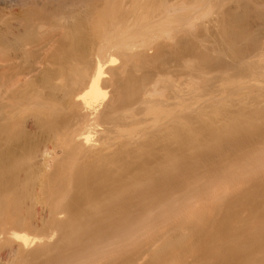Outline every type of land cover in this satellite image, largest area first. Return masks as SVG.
<instances>
[{
	"label": "bare ground",
	"instance_id": "obj_1",
	"mask_svg": "<svg viewBox=\"0 0 264 264\" xmlns=\"http://www.w3.org/2000/svg\"><path fill=\"white\" fill-rule=\"evenodd\" d=\"M212 2L17 0L12 16L0 7V264H264V145H247V174L234 161L237 175L221 179L218 158L200 161L264 123V0L193 24ZM54 43L62 57L46 60ZM190 150L203 166L188 164ZM187 164L196 181L219 178L211 192L187 196ZM113 240L121 252L101 244Z\"/></svg>",
	"mask_w": 264,
	"mask_h": 264
},
{
	"label": "rangeland",
	"instance_id": "obj_2",
	"mask_svg": "<svg viewBox=\"0 0 264 264\" xmlns=\"http://www.w3.org/2000/svg\"><path fill=\"white\" fill-rule=\"evenodd\" d=\"M0 1H4V0H0ZM5 1H7V0H5ZM9 1H10V0H9ZM11 1L15 2V0H11ZM11 1H10V2H11ZM190 1L192 2V5L189 4ZM193 1H194V5L196 6V4H197V3H196L197 0H186V4H187V5L194 6V5H193ZM225 1H226V2H225ZM234 1H236V0H223V1H222V0H219V2H218V0H214V2H212L211 4L208 3V5H201V6H199V7H200L199 10H200V9H201V10L204 9V12L207 13V14H205V13H203V12L200 13L201 11L198 10V12H199L198 14H201V15H198L197 12H196L197 16L194 15L193 20H194L195 22L193 21V24L195 23V25H197V23H198V25H199V24H203V23H204V24H206V25H211V24H209V21H210V23H213V22L218 18L217 15L219 16V14H217V13H219L218 11H219L221 5H222V6H226V7H228L227 5H229V3H230V6H231L232 4H234ZM191 2H190V3H191ZM220 2H221V3H220ZM227 2H228V3H227ZM3 3H4V5H6L5 2H3ZM3 3L0 2V7H2L1 10L3 9V5L1 6V4H3ZM11 3H12V2H11ZM16 3H17V0H16V2H15L14 5H16ZM213 3H214V4H215V3H216V4L218 3V4H217V5H214ZM8 4H10V3H8ZM14 5H12L13 8H12V7L10 8V5L4 7V9H3L1 12L8 11V10L11 11V9H13V11H11L12 14H13V12H15V11H20V10L17 8V7L20 6V5H18V6H16V7H15ZM213 5H214V6H213ZM219 5H220V6H219ZM191 6H190V7H191ZM212 6H213V7H212ZM215 6H216V7H215ZM14 7H15L17 10L14 9ZM5 8H7V9H5ZM9 8H10V9H9ZM208 8H209V9H208ZM206 10H207V11H206ZM217 10H218V11H217ZM9 11H8V13H9ZM208 11H209V12H208ZM11 12L9 13V15L11 14ZM5 13H6V12H5ZM16 13H17V12H15L14 15H15ZM2 14H4V13H2ZM6 14H7V13H6ZM6 14H5V15H6ZM12 14H11V16H12ZM5 15H3V18L9 16V15L5 16ZM11 16H9V17H11ZM195 16H196V18H195ZM200 16H201V17H200ZM215 17H217V18H215ZM11 18L14 19V18H16V17L13 16V17H11ZM202 19H203V20H202ZM211 19H212V20H211ZM190 21H191V20H190ZM196 21H198V22L196 23ZM200 21H201V22H200ZM211 21H213V22H211ZM71 23H72V22H70V24H71ZM67 27H68V28L70 27V29H71V25H69V23H68V26H67ZM68 28H67V29L65 28L64 31H65V30H67V31H68V30L71 31V30L68 29ZM59 31H60V30H59ZM209 33H211L212 35L209 34ZM213 37H214V38H213ZM69 38H70V37H69ZM205 39H207V40H205ZM205 39H204V43H205V44L208 43L207 45H210V46L212 45V46H213V49L216 47V50H217V51H213V52H215V54H217L216 52H219V51L222 50V46H220V45H221L220 40H218L217 34H216L214 31H210V32L208 31L207 36L205 37ZM208 39H209V42H208ZM216 39H217V40H216ZM263 39H264V38H263ZM71 40H74V39H71ZM162 40H165V39H164L161 35H158L157 37H154V39H153L154 42H158V41H162ZM215 41H216V42H215ZM211 43H212V44H211ZM54 44L56 45L55 48H54V46H53ZM54 44H52V45L50 46L49 49H46V50H45V51H47V52L49 51V53L44 52V54H43V55H44V58H45V53H47L46 55H48V54H50V52H51V54H50L51 57H49V55H48V58H49V59H46V60H50V59H51V60H54V58H56V57L53 58V56H57V55H52V54L60 53L57 49H59L58 47H59L62 43H61V44H56V43H54ZM215 44H216V45H215ZM57 45H59V46H57ZM217 45H218V46H217ZM52 46H53V47H52ZM51 47H52V48H51ZM60 47H61L62 49L64 48V47H62V46H60ZM220 47H221V48H220ZM53 49H54V51H52ZM218 49H219V50H218ZM50 50H51V51H50ZM55 50H57L58 52L56 51V52H57V53H56ZM59 50H60V49H59ZM63 51H64V50H63ZM54 52H55V53H54ZM61 52H62V51H61ZM62 53H63V52H62ZM62 53H61V55H62ZM61 55H58L59 58H60ZM111 55H112V56H109V57H112V58H113V59L110 58V59H112L111 61H113V60H114L113 62L119 61V59L117 58V55H118V54L116 55V51H115V50H112V54H111ZM186 55H189V54H186ZM186 55H185V56H186ZM58 56H57V57H58ZM183 56H184V55H183ZM189 56H191V55H189ZM189 56H186V58H188ZM46 57H47V56H46ZM61 57H62V56H61ZM189 58H190V57H189ZM191 58H192V56H191ZM56 59H58V58H56ZM117 59H118V60H117ZM181 72H182V73H181ZM184 72H185V70H184ZM184 72H183V70H180V73L178 72L179 75H178V74H174V76L176 75L174 78H176L175 80H176L177 82L180 81L179 79L181 78V81H180L181 85L183 84V85L186 87L185 83L189 80L190 77H188V76H189L190 74H189L188 72H187V73L185 72V74H186V75H185V74H183ZM213 72H215V71H211V73H213ZM211 73H210V74H211ZM215 73H216V72H215ZM213 74H214V73H213ZM181 75H182V76H181ZM214 75H215V74H214ZM178 76H179V77H178ZM186 77H187L188 79H187ZM191 77H192V76H191ZM184 79H185V83H183V82H184V81H183ZM248 80H249V78H248ZM218 82H219V81H218ZM218 82L216 81L215 84H219ZM178 83H179V82H178ZM180 83H179V84H180ZM202 96L204 97V99H207V98H208V94H205V95L203 94ZM205 96H206V97H205ZM217 96H219V95H217ZM209 97H210V96H209ZM262 103H264V102H262ZM262 103H261V102H260V104L257 103V104H259V105H257V106L260 107ZM253 104H254V103H253ZM249 105L251 106V104H249ZM255 105H256V104H255ZM255 105H254V106H255ZM262 105H263V104H262ZM250 106H249V107H250ZM252 107H253V106H252ZM262 108H264V105L262 106ZM262 108H260V109H262ZM248 110H250V109H248ZM250 111H251V110H250ZM250 111H249V112H250ZM263 124H264V123H263ZM263 124H262V125H263ZM259 125H261V124H259ZM259 125H257V126L260 127V131H261V132L259 131V128L256 126V129L253 127L254 130L251 129V131H249V132H247V133H245V134H241V135H243L242 137L240 136V134H236V135H234L235 138H234V136H233V138L231 137V139L227 142L229 145H228L227 143H225V144H221V146L223 145V147H221L220 144L218 143L216 146H220V147H216V146L213 144L212 147L215 146V148H213V149L211 148V152L209 151V153H208V151H207V154L204 155V157H203V156L200 157V161H201V162H204V160H206L205 162L208 163L209 161H210V162L215 161V160L217 161V158H218V160L221 162V164H220L221 167L223 166L222 168H224V169H222V168L219 167V168H220V172H221L222 170H224V171H223L224 174H222V176H221V175H218V177H220V178H221V177L224 178L225 176H226V177H228V176H229V177H230V176H233V173H234V175H237V173H238V175H241L240 173H242V175H243L244 172H245V173H246V172L248 173V171H245V169L248 170L247 167L249 166L248 164L250 163V160H251V159L249 160V158H251V155L249 156V158H248V156H247L248 154L246 155V152H245V155H244V151H246V148L248 147L247 145H249V146H250V144L255 145V143L258 144V146H260V145H264V144H263L264 141H262V140H264V133H263V132H264V125H263V127H262V125H261V126H259ZM261 129H263V130H261ZM252 131H253V132H252ZM250 132H251V133H250ZM253 133H254V134H253ZM207 134H208V133H207ZM246 134H247V135H246ZM238 135H239V136H238ZM210 136H211V135L209 134V135H207L205 138H207V140H208V139H210ZM237 137H238V139H237ZM258 137H259V138H258ZM242 141H243V142H242ZM252 141H253V143H252ZM257 141H258V142H257ZM232 143H233V144H232ZM261 143H262V144H261ZM211 144H212V142H211ZM245 145H246V146H245ZM252 145H251V146H252ZM226 146H227V147H226ZM230 146H231V147H230ZM239 146H240V147L242 146V148L244 147L243 149H245V150L241 149ZM255 146L257 147V145H255ZM219 148H220V149H219ZM222 148H223V149H222ZM237 148H238V150H237ZM240 149H241V151H239ZM230 150H231V151H230ZM226 151H227V152H226ZM235 151H236V153H235ZM189 152L191 153L192 151L190 150ZM189 152H188V155H189V156L187 155V157H189V158H188L189 160H187V161L189 162L188 164H190V165H191V164H195V163H197V164H198V163L201 164L200 161H198V158H199V157L197 158L198 155H197L195 152H192L193 154H192V153L190 154ZM233 152H234V153H233ZM211 153H212V154H211ZM213 153H214V154H213ZM226 153H227V154H226ZM239 153H240V154H239ZM194 154H195V155H194ZM216 154H217V155H216ZM220 154H221V155H220ZM222 154H223V156H222ZM196 155H197V156H196ZM219 155H220V156H219ZM238 155H239V156H238ZM241 155H242V156H241ZM206 156H207V157H206ZM212 156H213V157H212ZM216 156H217V157H216ZM246 156H247L248 160L245 159ZM208 157H209V158H208ZM211 157L213 158V160H209ZM215 157H216V158H215ZM204 158H205V159H204ZM212 158H211V159H212ZM232 158H233V159H232ZM243 158H244V160H243ZM192 159L194 160V162H193ZM203 159H204V160H203ZM238 159H239V160H238ZM255 159H257V160L255 161V163H256V162H259V158H255ZM255 159H254V160H255ZM202 160H203V161H202ZM207 160H208V161H207ZM221 160H222V161H221ZM225 160H226V161H225ZM245 160H246V161H249V163L246 162ZM252 160H253V157H252ZM190 161H191V162H190ZM197 161H198V162H197ZM223 161H224V162H223ZM234 161L236 162V164H237V162L240 161V162H239V164H240L239 166H241L242 164L245 166L246 163H247V166H246V168H244V167H242V166H243V165H242V166H241L242 170H240V169H239V171L236 170L237 173H236V172H233V171H232V169H233V166H232V165H233V163H235ZM231 162H233V163H231ZM245 162H246V163H245ZM222 163H224L225 165L222 164ZM188 164L184 166V167H185V170H184V167H183V170H184L183 172H186V171L188 172V175H187V176H185L186 174L182 173V174H184V176L186 177L185 182L187 181V179H188L189 181H190V180H192V181L194 180V181L196 182V184H197V182H198V183L201 182V184L203 183V184H202V186H203V187H202L203 190H202V188L200 189L199 187H198V188H199V189H198V188L196 187V185H195V182L190 181L188 184L192 185V183H194V185H195V189L193 188L194 185H192V186H189V185H188L190 188L188 189L189 191L187 190V193H188V194L186 193L187 196H190L191 199H193V198H195V195H198V194H204V193L206 194V193H209V191L211 192V191H212L211 188L213 187V185L215 186V183H216V181H217L215 178H217V179H219V178L216 176L215 178H213V180H211L212 177H210V174H209V175H206V174H208V173H206V174L203 175V177L205 178V175H206V176H207L206 179H208V181H207L206 179H203V180L201 179L202 181H201V180H200V181H196L197 179H198V180L200 179V178H198V176H197V175H200V174H197V175H195V177L192 178V177H191V174L189 173V170H190V169L188 170V168H189ZM236 164H235V165H236ZM251 164H252V163H251ZM253 164H254V163H253ZM206 165H207V164H206ZM235 165H234V166H235ZM237 165H238V164H237ZM237 165H236V166H237ZM186 166H187V167H186ZM201 166H203V163L201 164ZM225 166H227V168H226ZM228 166H229V167H228ZM206 167H208V165H207ZM231 167H232V168H231ZM208 168H209V167H208ZM210 168H212V167L210 166ZM219 168L216 169V167H215V168L213 167V170H217V171H219ZM225 168H226V169H225ZM229 168H231V169H229ZM237 168H240V167H237ZM243 168H244V171H243ZM203 169H205V167H203ZM180 170H181V169H180ZM210 170H212V169H210ZM210 170H209V171H210ZM228 170H229V171H228ZM207 171H208V170H207ZM207 171H206V172H207ZM225 171H226V172H225ZM177 172H178V171H177ZM180 172H181V171H180ZM180 172H179V173H180ZM187 172H186V173H187ZM223 172H222V173H223ZM227 172H229V173H227ZM239 172H240V173H239ZM225 173H226V174H225ZM247 173H246V174H247ZM174 174H175V172H174ZM174 174H173V175H174ZM176 174H177V173H176ZM219 174H221V173H219ZM201 175H202V174H201ZM176 176H178V175H175V178H176ZM189 176L191 177L190 179H189ZM211 176H212V175H211ZM185 177H184V178H185ZM187 177H188V178H187ZM199 177H200V176H199ZM203 177H201V178H203ZM213 177H214V176H213ZM195 178H197V179H195ZM222 178H221V179H222ZM252 178H253V177H252ZM209 179H210V180H209ZM214 179H215L216 181H215ZM255 180H256V178L254 177V179L252 180V182H253V181L255 182ZM204 181H206V183H205ZM191 182H192V183H191ZM254 182H253V183H254ZM256 182H257V181H256ZM258 182H259V181H258ZM258 182H257V184H258ZM201 184H200V185H201ZM186 185H187V183H186ZM204 185H205V186L207 185L208 188H207V186L205 187ZM255 185H256V184H255ZM197 186H199V184H198ZM191 187H192V188H191ZM213 188H214V187H213ZM213 188H212V189H213ZM192 189H193V190H192ZM196 189H198V191H197ZM206 189H207V191H206ZM208 190H209V191H208ZM244 190H245V189H244ZM192 191H194V192H192ZM196 191H197V192H196ZM201 191H203V192H201ZM205 191H206V192H205ZM245 191H248V189H246ZM195 193H196V194H195ZM188 198H189V197H187L186 200H187V201H189V200L191 201V199L189 198V200H188ZM38 207H39V205L36 207L37 210H38ZM244 214H245L244 218H246V214H247V216H249V215H248V212L246 213V211H243V213H242L241 216L243 217ZM246 219H247V218H246ZM124 225H125V224H124ZM97 226H98V225H97ZM97 226H96V229H97ZM113 226H114V225H113ZM125 226H126V225H125ZM93 227H94V226H93ZM93 227H91V228H93ZM122 227H123V226H122ZM113 228H114V227H113ZM123 228H124V227H123ZM123 228H122V229H123ZM94 229H95V227H94ZM96 229H95V230H96ZM100 229H101V227L96 231V233H97ZM120 229H121V228H120ZM122 229H121V231H122ZM109 230L112 231V229H109ZM113 230H114V232L117 231L116 228L113 229ZM100 231H101V230H100ZM100 231L98 232L99 234H100ZM94 232H95V231H94ZM101 233H102V232H101ZM121 233L124 234L123 232H121ZM134 234H135V233H134ZM83 236H84V235H83ZM134 236H135V235H133V237H134ZM128 237H129V235L127 236V238H128ZM117 239H120V241H122V240L124 241V238L121 239V238L119 237V238H117ZM117 239H115V243H116V240H117ZM133 239H135V237L132 238V242H128L127 240H130V241H131V236H130L129 239H127L125 242H123V241H122V242H123L124 244L127 243V245H130V244H131L130 246L132 247L133 244H134V242H133L134 240H133ZM80 241H81V240H80ZM80 241H78V242H80ZM84 241H85V240H84ZM84 241L82 240V242H84ZM117 241H118V243H120L119 240H117ZM82 242H81L80 244H82ZM85 242L87 243L88 241L86 240ZM89 243H90V242H89ZM113 243H114V240H113V242H111V244H112L113 247L111 246L110 243H108L109 245H108L107 243H101V244H104V247L106 246L107 249H106V248H105V249H106L107 253H110V251H111L112 249H115V250H113L112 252L118 251L119 249H121L120 246H123V245H124V244L121 243V244H119V247H117L118 245H115V246H114ZM118 243H116V244H118ZM129 243H130V244H129ZM76 244H78V245H76V246H79V245H80V244L77 243V242H76ZM101 244L99 243L98 245H101ZM105 244H107L108 246L105 245ZM87 245H88V244H87ZM87 245H85V246L87 247ZM74 246H75V245H74ZM76 246H75V249L79 248V247H76ZM82 246H83V244H82ZM101 246L103 247V245H101ZM125 246H126V245H125ZM130 246H129V248H128V246H127L126 248L130 250V248H131ZM99 247H100V246H99ZM102 247H101V249H98V250H101V251H99L100 253L103 252V251H102ZM108 247H109V248L111 247L109 252H108V250H109ZM116 247H117V248H116ZM75 249H74V250H75ZM79 249H83V247H81V248H79ZM103 249H104V248H103ZM116 249H118V250H116ZM127 249H126V250H127ZM4 250H5L4 247L1 246V247H0V253H1L2 251H4ZM126 250H125V252H126ZM129 250H128V251H129ZM104 251H105V250H104ZM119 252H121V251H118V253H119ZM107 253L105 252V253H102V254H104V255L107 257V256H108V255H106ZM128 253H130V251H129ZM240 253H241V252H240ZM240 253H237V255H239ZM116 254H117V253H116ZM116 254H115V255H116ZM130 254H131V253H130ZM130 254H126V253H125L126 256H129ZM241 254H243V252H242ZM241 254H240L239 256H237V257H238V258H240V257H244V256L241 255ZM125 255H124V257H126ZM131 255H132V254H131ZM118 256H119V255H118ZM106 257H103V258H106ZM129 257H130V256H129ZM100 258H101V257H100ZM100 258H99V259H96V260H100ZM103 258H102V259H103ZM92 259H93V257H92ZM79 260L82 261L81 258H80ZM83 260H85V259H83ZM138 261H140V260H138ZM82 262H83V261H82ZM144 263H146V261H142V260H141V262H140L139 264H144ZM62 264H63V263H62ZM75 264H79V263H75ZM80 264H81V262H80Z\"/></svg>",
	"mask_w": 264,
	"mask_h": 264
}]
</instances>
